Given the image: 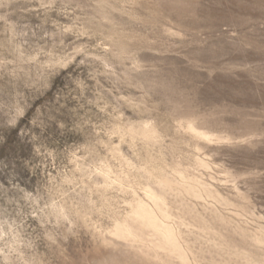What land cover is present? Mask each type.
Returning a JSON list of instances; mask_svg holds the SVG:
<instances>
[{
	"label": "rangeland",
	"instance_id": "374dc122",
	"mask_svg": "<svg viewBox=\"0 0 264 264\" xmlns=\"http://www.w3.org/2000/svg\"><path fill=\"white\" fill-rule=\"evenodd\" d=\"M0 264H264V0H0Z\"/></svg>",
	"mask_w": 264,
	"mask_h": 264
}]
</instances>
